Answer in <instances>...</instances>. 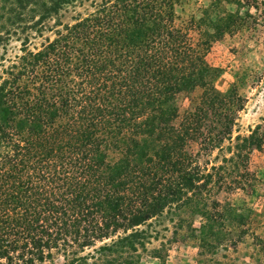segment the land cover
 <instances>
[{"label":"trees","instance_id":"obj_1","mask_svg":"<svg viewBox=\"0 0 264 264\" xmlns=\"http://www.w3.org/2000/svg\"><path fill=\"white\" fill-rule=\"evenodd\" d=\"M17 1L39 4L43 20L74 0ZM246 1L255 6L212 0L181 21L175 0H102L24 49L0 84V264L55 253L63 264H134L142 225L174 206L206 215L213 179L240 188L249 173L238 156L211 169L198 156L232 142L244 108L235 89L216 87L207 54L249 24L223 2ZM256 135H238L239 149L259 146Z\"/></svg>","mask_w":264,"mask_h":264},{"label":"rangeland","instance_id":"obj_2","mask_svg":"<svg viewBox=\"0 0 264 264\" xmlns=\"http://www.w3.org/2000/svg\"><path fill=\"white\" fill-rule=\"evenodd\" d=\"M175 1L176 11L185 21L193 14L199 20L200 7L208 6L212 0ZM101 2L74 0L42 20L39 4H25L22 9L17 0H0V84L10 78V70H16L15 64H21L25 48L41 49L58 31H64L66 24L87 16ZM247 3L223 2L226 9L243 13L249 24L215 41L207 54L209 63L221 69L216 87L221 92L235 89L244 98V108L232 142L225 141L222 148L198 157L204 167L211 169L212 165L221 164L225 156H238L241 167L245 164L249 174L243 175L240 188L233 191L232 186L217 185L213 179L208 187L214 189L208 195L204 216L195 208L179 210L174 206L142 225L147 231V248L140 249V257H133L134 264H264V0H256L255 6ZM182 103L188 105L189 100ZM254 131L259 146L239 149L243 142L237 136H250ZM191 147L193 152L198 151L196 143ZM232 168L228 163L223 169L229 180ZM233 207L235 214H231ZM202 235L208 237L205 242ZM64 262L63 255L55 253L36 264Z\"/></svg>","mask_w":264,"mask_h":264}]
</instances>
